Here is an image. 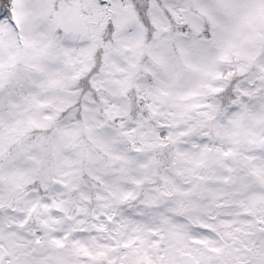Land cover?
Returning <instances> with one entry per match:
<instances>
[{
    "label": "snow or ice",
    "instance_id": "1",
    "mask_svg": "<svg viewBox=\"0 0 264 264\" xmlns=\"http://www.w3.org/2000/svg\"><path fill=\"white\" fill-rule=\"evenodd\" d=\"M0 264H264V0H0Z\"/></svg>",
    "mask_w": 264,
    "mask_h": 264
}]
</instances>
